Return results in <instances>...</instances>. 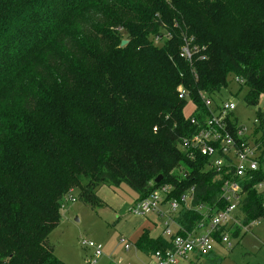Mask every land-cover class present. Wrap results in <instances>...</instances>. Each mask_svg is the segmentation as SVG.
<instances>
[{
	"label": "trees",
	"instance_id": "trees-1",
	"mask_svg": "<svg viewBox=\"0 0 264 264\" xmlns=\"http://www.w3.org/2000/svg\"><path fill=\"white\" fill-rule=\"evenodd\" d=\"M184 38L198 49L191 60L179 55ZM231 75L247 88L244 103L257 105L264 0H0V264H66L46 241L73 189L90 208L102 205L101 185L120 184L135 201L169 184L168 199L192 187L193 205L224 207L223 180L206 157L178 147L195 128L176 87L202 119L201 93L220 91ZM257 118L264 146L259 108ZM261 182L264 168L245 185L242 225L264 219ZM178 212L180 235L202 219ZM134 245L150 256L171 242L143 231Z\"/></svg>",
	"mask_w": 264,
	"mask_h": 264
},
{
	"label": "built area",
	"instance_id": "built-area-1",
	"mask_svg": "<svg viewBox=\"0 0 264 264\" xmlns=\"http://www.w3.org/2000/svg\"><path fill=\"white\" fill-rule=\"evenodd\" d=\"M197 51V47L191 43V38H184L179 55L183 59L191 60L192 55ZM235 80L242 83L237 77ZM176 90L179 98L184 100L189 98L188 91L181 85H178ZM201 101L208 111V115L200 119L196 106V112L187 117L194 125V132L183 136L178 147L186 150L191 158L196 155L206 157L207 168L214 170L223 180L218 195L225 205L219 209H210L201 204L193 205L194 190L192 187L181 194L179 198L168 199L167 195L173 189L169 184L160 185L152 190L147 197L135 201L129 209L134 215L162 214L160 206L164 204L168 206V211L172 214L175 210L185 208L199 211L202 215L197 227L185 235L176 232L173 234L170 227L165 224L162 235L169 237L171 247L155 251L149 256V261L146 264H179L189 261L192 255L211 252L214 245L224 244L230 248L228 237L235 229V223H239L237 208L245 196V185L249 183L256 172L264 168V164L260 162L261 159H264V146L254 135L247 136L243 127L231 118L235 103H220L213 107L210 104V97L206 93H201ZM259 101V109L264 112V95L259 97ZM255 188L258 191H264V182L256 184ZM60 207H62L61 202ZM215 209L219 211L209 216L208 211ZM258 220L250 221L249 225ZM216 234L218 235L216 236ZM121 241L123 240L121 239ZM81 244L92 250L90 263L95 262L96 258L101 256L102 245L86 241H82ZM129 247V243H124V249Z\"/></svg>",
	"mask_w": 264,
	"mask_h": 264
},
{
	"label": "rangeland",
	"instance_id": "rangeland-1",
	"mask_svg": "<svg viewBox=\"0 0 264 264\" xmlns=\"http://www.w3.org/2000/svg\"><path fill=\"white\" fill-rule=\"evenodd\" d=\"M152 41L154 42L155 38ZM246 91L247 88L231 75L225 88L209 95L210 104L216 107L220 103H235L232 113L237 118L238 125L243 127L247 136L251 134L259 138L262 133L255 130L258 125L257 109L260 108V101L258 100L257 105L244 103ZM195 108L192 100L186 98L182 110L183 117L186 119L193 115L196 112ZM100 195L105 196L107 202L95 208L79 202L75 189L66 193L61 201L60 222L50 231L46 242L52 247L54 254L66 264H110L109 260L116 263L124 252H128L129 255L137 252L126 233L141 219L151 220L152 226L155 227L154 235L161 236L165 224L170 227L173 234L179 229L175 221L178 210L172 214L165 204L160 206L162 214H132L129 209L137 196L125 184H120L116 188L104 186L100 190ZM235 226L239 229L237 235L229 234L230 248L224 244L214 245L211 249L214 256L212 259L205 257L190 264H264V219L250 225L236 222ZM164 238L169 239L168 236ZM121 239L130 244L129 250L124 249L125 242ZM82 241L102 245V254L95 262H89L92 250L84 247Z\"/></svg>",
	"mask_w": 264,
	"mask_h": 264
},
{
	"label": "crops",
	"instance_id": "crops-1",
	"mask_svg": "<svg viewBox=\"0 0 264 264\" xmlns=\"http://www.w3.org/2000/svg\"><path fill=\"white\" fill-rule=\"evenodd\" d=\"M231 118L232 119H235V121L237 122L238 124V121H237V118L233 115H231ZM104 186H107V185H101L97 191H96V195L99 197V199L102 201V205L106 202V197L105 196H101L100 195V190L101 188H103ZM135 202V200H134ZM133 202V203H134ZM132 203V204H133ZM151 214V213H149ZM155 214V213H154ZM150 217V216H149ZM151 220L150 219H141L140 221L136 222V225L130 230L128 231V233H126V236L128 238V240L134 245V243L136 242V240L140 237V235L143 233V231H147L149 236L152 237V238H156V237H159L158 235H154L153 231L155 230L152 226V223L150 222ZM163 232V230H162ZM160 234V233H159ZM162 236V235H161ZM125 243H128L126 241H124ZM124 246V245H123ZM135 246V245H134ZM130 248V247H129ZM128 249H125L126 251L129 250ZM136 248V247H135ZM137 252H134L132 254H127L128 252H124L122 254V256H120V258L116 261V263L114 261H110V264H146L148 261H149V257H145L141 251H139L137 248H136ZM139 253V255H138ZM204 254H195V255H192V257L190 258L189 261L187 262H180L179 264H190V263H194V262H197V261H200L202 260L203 258H205L206 256H202ZM208 255L210 257H214L212 256L211 253L207 254V257ZM144 256V257H143ZM207 259H210V258H207Z\"/></svg>",
	"mask_w": 264,
	"mask_h": 264
},
{
	"label": "water",
	"instance_id": "water-1",
	"mask_svg": "<svg viewBox=\"0 0 264 264\" xmlns=\"http://www.w3.org/2000/svg\"><path fill=\"white\" fill-rule=\"evenodd\" d=\"M125 43H127V40H122L121 41V45H124ZM162 179V175H157V177L153 180L155 183L160 182V180Z\"/></svg>",
	"mask_w": 264,
	"mask_h": 264
}]
</instances>
